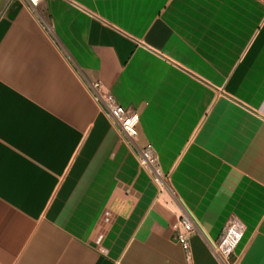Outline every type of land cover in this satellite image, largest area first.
Masks as SVG:
<instances>
[{
	"label": "crops",
	"instance_id": "1",
	"mask_svg": "<svg viewBox=\"0 0 264 264\" xmlns=\"http://www.w3.org/2000/svg\"><path fill=\"white\" fill-rule=\"evenodd\" d=\"M95 83L139 115L173 199ZM232 219L240 264H264V0H0V264H220Z\"/></svg>",
	"mask_w": 264,
	"mask_h": 264
},
{
	"label": "built area",
	"instance_id": "2",
	"mask_svg": "<svg viewBox=\"0 0 264 264\" xmlns=\"http://www.w3.org/2000/svg\"><path fill=\"white\" fill-rule=\"evenodd\" d=\"M23 1L31 9H37L41 3V0ZM90 91L102 112L135 151L140 167L150 176L158 189L159 196L167 194L173 199L175 194L170 188L169 177L163 172L152 145L149 144L142 149L138 147L139 115L118 105L112 96L103 90L101 83L90 85ZM173 230L175 241L181 246L189 262L191 260V240L199 232L198 226L188 213L183 212L173 226ZM244 232V225L236 219L226 224L213 250L220 264H240L236 250L242 241Z\"/></svg>",
	"mask_w": 264,
	"mask_h": 264
}]
</instances>
